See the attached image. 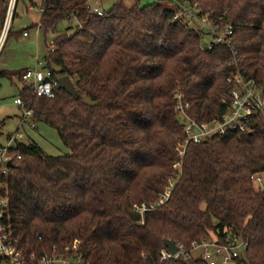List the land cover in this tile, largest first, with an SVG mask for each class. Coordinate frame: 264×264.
Here are the masks:
<instances>
[{"label":"trees","instance_id":"16d2710c","mask_svg":"<svg viewBox=\"0 0 264 264\" xmlns=\"http://www.w3.org/2000/svg\"><path fill=\"white\" fill-rule=\"evenodd\" d=\"M26 1L42 9L44 38L54 36L45 69L73 80L78 99L58 87L52 99L27 86L19 91L32 122L52 128L69 150L51 157L33 141L11 149L20 159L0 181L22 256L205 264L162 261L163 242L189 252L191 243L212 236L223 242L230 231L248 243L237 264H264V187L254 183L264 175V120L254 117L249 132L192 144L175 111L180 95L188 118L210 123L228 106V77L264 86V0H175L232 27V65L228 49L203 50L200 34L173 21L178 7L170 0H134L130 8L119 1L100 15L87 10V0ZM5 10L0 0V20ZM27 70L0 71V78L24 83ZM169 185L161 206L142 215L134 209L155 203Z\"/></svg>","mask_w":264,"mask_h":264},{"label":"built area","instance_id":"2783aa9c","mask_svg":"<svg viewBox=\"0 0 264 264\" xmlns=\"http://www.w3.org/2000/svg\"><path fill=\"white\" fill-rule=\"evenodd\" d=\"M4 1L6 2V10L3 20H0V54L8 39L7 37L17 6V0ZM170 1L178 7L173 16L174 22H180L185 30L193 31L200 34L202 38L208 39V41L204 42L206 49L209 50L216 46L228 49L231 54V60L228 64H235L236 51L233 50L232 46L233 30L230 25L222 24L220 20H212L208 13H203L199 9L197 4H180L175 0ZM87 10L96 15H100L102 12L99 8L88 4ZM37 11L41 14L42 9L37 8ZM39 31L40 25L38 23L36 25V32ZM23 36L26 37L27 33L24 32ZM57 79L52 77L50 71L46 69L39 70L37 67L28 69L21 78L35 97L45 99H52L54 97L55 88L58 87ZM226 81L230 85L228 106L219 120L210 123H197L188 118L182 111L181 96H175V111L181 117L185 143L199 144L214 136H222L227 133L249 132L252 127L250 122L253 121L254 117H262L264 120V86L254 80L244 78L240 74L230 76ZM14 103L21 108L23 107L22 102L18 99ZM24 112L19 124L20 130L24 125L28 128L34 127V123L31 120L32 112ZM26 119L30 121L26 122ZM23 138L24 135L20 131H17L8 138L5 146H0V180L7 174L9 169L7 164L10 163L12 165L14 161L20 159V157H14L11 154V149H15L18 144H21L20 142H22ZM254 182L260 185L262 177L259 175L255 176ZM169 195L170 188H167L155 203L135 207V210L141 215L144 212L152 211L161 206L168 199ZM176 247L177 252L173 255L167 249L162 250L160 253L161 260L200 259L205 264H237L244 258L248 243L228 231L223 242L220 241L218 236H212L206 240L191 243L189 252H185L181 246ZM195 252H199L196 257L192 255ZM32 262H35V264L70 263L68 260L55 256H43L38 260L35 259L34 255H30L28 259L22 256L21 251L17 248V241L11 235L8 198L4 185L0 181V264H31Z\"/></svg>","mask_w":264,"mask_h":264},{"label":"rangeland","instance_id":"374dc122","mask_svg":"<svg viewBox=\"0 0 264 264\" xmlns=\"http://www.w3.org/2000/svg\"><path fill=\"white\" fill-rule=\"evenodd\" d=\"M119 1L126 8H130L134 3V0H106L99 5L98 0H87L88 5H97L103 12L108 11L113 4ZM159 1L163 0H139V3L140 5H147ZM25 3L26 0H17L16 11L11 25V34H8V41L0 54V71L17 72L23 70L26 66H29V68L37 67L41 70L44 67V56L47 54L49 42L54 36L48 35L44 38L42 33H39L36 37L35 27L32 24L38 21L39 15L37 12L26 15ZM26 28H28L29 37L23 38L19 36L21 31ZM16 34L19 35L16 37ZM205 41H208V39L203 38V44ZM24 85L26 84L16 80L10 81L7 78H0V146H5L7 137L16 133L18 123L25 113L20 106L14 103L18 99L19 91ZM84 100L88 102L87 99ZM28 121L30 120L26 119V122ZM26 127L24 125L20 130L21 133L25 134L24 140L20 143L27 144L32 140L45 155L51 157H59L69 153V150L63 146L57 133L52 128L41 123L35 124L33 130H28V127ZM260 177H262V183L260 185L255 184V186L264 187V175ZM169 188L171 189L172 187L170 186ZM142 205L146 206V204H141L135 207H141ZM198 254L199 252H195L192 255L196 257Z\"/></svg>","mask_w":264,"mask_h":264},{"label":"water","instance_id":"95a60500","mask_svg":"<svg viewBox=\"0 0 264 264\" xmlns=\"http://www.w3.org/2000/svg\"><path fill=\"white\" fill-rule=\"evenodd\" d=\"M203 50H206L205 46L203 47ZM57 85H58V89L64 91L67 95L71 96L74 100L78 99V95L67 76L58 77ZM7 166L11 167L12 165L8 163ZM163 244H164V247L169 251L171 255L177 252V247L171 241L165 240Z\"/></svg>","mask_w":264,"mask_h":264},{"label":"crops","instance_id":"0c3cea01","mask_svg":"<svg viewBox=\"0 0 264 264\" xmlns=\"http://www.w3.org/2000/svg\"><path fill=\"white\" fill-rule=\"evenodd\" d=\"M99 1V5L100 4H102V3H104L106 0H98ZM88 3V2H87ZM118 3V2H117ZM114 5V4H113ZM30 5V3H28L27 1H26V3L24 4V8H25V14L26 15H29V14H32V13H34V12H37L38 13V11H37V8H35V7H33V6H31ZM92 7H96V8H99V6H97V5H93ZM38 15H39V18H40V14L38 13ZM39 23V19H38V21H36V23L34 24H32V26L33 27H35V35H36V37L39 35V33H41L40 31L39 32H36V25ZM21 37H23V38H28L29 37V33L27 32V36L26 37H24L23 35L21 36ZM8 41V40H7ZM7 41H6V43H7ZM6 43H5V45H6ZM4 45V46H5ZM4 49V48H3ZM3 51V50H2ZM38 64H40V63H38ZM35 68V67H34ZM24 69H32V68H29V66H26ZM23 69V70H24ZM42 69H45V67H43ZM13 81V80H12ZM24 86H26V85H24ZM23 88V87H22ZM21 88V89H22ZM20 89V90H21ZM18 124H20V121H19V123ZM27 128V127H26ZM35 128V124H34V127L33 128H27L28 130H33ZM17 131H20V129H19V125H18V127H17ZM16 131V132H17ZM23 135H24V138H25V134L24 133H22ZM11 136V134L7 137V140H8V138ZM26 137H28V136H26ZM24 138H23V140H24ZM30 141H32V140H30ZM30 141L28 142V143H30ZM28 143H27V145H28ZM70 263H72V264H74V262H70Z\"/></svg>","mask_w":264,"mask_h":264}]
</instances>
